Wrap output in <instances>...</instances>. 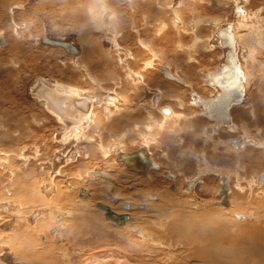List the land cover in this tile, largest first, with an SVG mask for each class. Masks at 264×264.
<instances>
[{"label": "rangeland", "instance_id": "1", "mask_svg": "<svg viewBox=\"0 0 264 264\" xmlns=\"http://www.w3.org/2000/svg\"><path fill=\"white\" fill-rule=\"evenodd\" d=\"M80 1L0 0V37L5 43L3 47L0 45V108L7 109V116L0 117V167L7 166L9 169L13 165L15 170L11 173L14 175L21 173L28 178L30 172L26 167L38 165L40 168L47 163L52 169V172L45 174L46 177H50L49 180L36 178L37 182L43 185L44 192L53 191L55 188L59 190L56 196L51 194V203L48 200L50 205L41 206L44 214L48 212L54 214L58 213V210L63 212L67 209L69 215L72 210L67 204V199L60 204L57 202L61 200L56 201L57 197L60 194L73 195L72 192H77V187L87 186L86 182L99 183L100 181L89 180H96L95 178L83 175L85 172L87 175L88 172L99 170L115 181L113 184L98 178L102 181L100 187L106 188L104 193L108 197H112L111 192L114 189L111 188L116 187L117 182L122 185L125 180H130L129 185L138 183L136 186L139 190L142 189V185L147 187L140 190L141 193L136 191L135 194L134 191L127 192L128 190L124 189L127 194L132 195L131 202L141 201L149 195L155 198L167 197L180 202L183 197H187L189 210L197 212V209L207 208L198 203L197 198H201L211 203L210 207L218 208L224 214L231 210L233 203H241L244 211L242 210L240 215L255 213L254 215L264 218V184L259 183L264 173V22L254 31L244 20L249 16L251 8L261 7L264 21V0H94L93 5L104 3L105 9L101 15L89 14L90 17L86 16V12L92 6V3L88 5V2L92 0H82L85 9L79 4ZM129 11L135 19L129 23L122 21L126 23L123 28L121 21L117 19L123 15L129 16ZM146 11L150 13L147 22L150 23L149 25L142 21ZM238 14L241 18H237ZM179 23L183 25L180 26ZM227 25L236 27L234 32L238 46L236 52L233 47L234 59L236 58L234 62L236 61L235 65L241 68L245 77L244 89L240 91L241 99L236 101L238 104L231 107L230 119L234 131L230 129L229 132L225 128L212 130L209 124L211 121L198 115L197 101L192 103L195 94L200 99H206L212 92L205 82V72L215 68L224 56L223 51L226 50L228 43L223 40L224 36L219 32L228 27ZM227 30L231 33L230 28ZM144 34L149 36L146 49L139 43L142 40L145 44L144 40L147 38ZM135 35H142V39L139 40ZM245 35L248 36L243 38ZM114 36H117L115 40L118 41V46L132 53L135 59L130 58V54L126 57L117 50L118 48L116 49L115 44H112ZM44 37L72 44L78 49V55L73 57L61 47L43 43L41 40ZM16 41L19 50H15L17 46L15 49L11 48ZM148 48L153 51H148ZM151 52L155 53L156 59L154 53L152 58ZM103 53L105 56L108 55L101 66L102 62H98L104 59ZM218 56L221 58L218 59ZM146 61L148 62L145 64ZM157 66L166 67L172 74L169 72V75H164L156 68ZM36 78L56 80L60 83L54 81L55 84L64 87H68L63 85L65 82L73 84L75 87L69 88L80 90L78 92L87 96L86 98L80 95L81 99L87 101V112L83 116H88L80 119L82 122L80 129V121L76 119L73 131L67 130L60 136H67L64 140L60 138L57 141L53 140V130L63 132L57 115L43 109L41 103H39L41 106H37V102L30 94V83ZM75 78L78 80L76 84L73 82ZM50 94L54 95L53 89ZM258 100L260 104L254 108V111H263V114L249 111L251 104H257ZM123 101L127 103L126 106ZM74 106L80 107L78 103ZM164 107L172 109L173 115L170 117L163 115L159 109L162 110ZM41 109L42 113L47 111L53 118L47 114L46 117H41L38 114L41 113ZM73 113L78 115L75 109ZM73 113L69 116L73 117ZM37 114L41 118H36ZM176 115H183V118L176 120ZM133 126L138 129L135 130ZM8 128L14 130L16 134L12 133V135L15 134L16 139H9L5 135ZM210 131L214 133L208 135ZM74 134L77 135L68 149L65 142ZM21 135L23 137L19 139L18 136ZM220 139L225 140L226 149L219 143ZM238 139L249 140L252 143H244L243 148L238 151L227 146L228 140L231 142L236 140L238 144ZM9 148L13 150H10L9 155L13 154L17 158L12 156L13 160L4 161L7 158L5 152ZM36 148L39 149L38 152H35ZM143 148L148 153L150 163L156 165L161 163V167L157 166V170L154 168L147 170L151 176L146 175L144 178L137 173L128 172L123 163H116L114 153H131ZM35 153L41 154L40 157L36 158ZM60 153H65V161ZM20 155L32 156V159L18 158ZM20 162V165L23 164L26 168L25 172L19 173L17 168ZM80 165L84 167L80 168ZM165 174L174 176L175 179L172 180L175 191L170 190V180L169 177H164ZM63 175H69L68 183L74 186L71 192L64 185ZM221 175L229 178L228 208L220 204V200L223 199L220 190L218 192L220 181L223 179ZM195 177H200L202 181L195 187L196 196L177 191V188L183 191L186 180ZM204 185L210 186L212 190L201 192ZM8 186H10V178L5 171V178L0 174V194H2L0 202L6 204H9L10 199L3 195L2 189H9ZM92 198L91 195L89 200ZM98 198L103 201L96 199V202L108 207H119V205H111L116 203L110 202L106 197L98 196ZM190 198L197 202L193 205ZM11 199L15 200L14 196ZM146 202L151 204L148 198ZM258 202H262V205L259 206ZM96 205L97 203L94 207ZM95 209L101 210L98 207ZM137 211L141 212V210ZM60 214L67 216L65 212ZM6 215L15 219L22 218L18 213L14 215L7 212ZM71 217L73 216H67L68 221L62 224L64 229L69 227L70 232L73 225ZM149 217L150 215L142 216L138 222L139 226L130 225L136 229L132 230L130 235L125 228H116L117 226L111 225L101 217L102 224L106 225L103 232L107 236L99 235V237L96 234L95 238L92 237L98 242L93 243L94 246L91 247L104 242L97 250L90 248L87 252L77 246L78 244H70L66 239L68 233L64 232V229L60 231L64 250L67 251L66 257L58 252L61 246H53L52 240H49L50 235H47L48 231L45 233L49 242L44 245L38 241L36 248L44 251L42 247H52L46 251L53 250V257L58 264H85L87 261V264H180L183 262V264H191L184 257L186 253L178 250L177 247L168 248L159 243L149 245L150 243L142 242L138 235L139 228ZM233 217L238 223L239 220ZM222 220L223 225L227 226L228 233L232 229L231 234H233L236 228H232L233 224L226 214ZM243 221L245 223V219L239 223ZM253 221L257 222V219ZM253 221L248 220L250 223H254ZM48 224L50 229L53 224ZM239 233L240 235L237 236L229 233L234 243L252 239L253 233L250 230H247L246 234ZM73 236L75 237L74 234ZM7 238L0 237V252L3 247L8 246L12 250L15 248L14 245L5 242ZM32 239H35V234L32 235ZM72 239L74 242L78 241L80 246L84 241L81 237L78 239L72 237ZM105 242L109 244L106 245L107 247L104 245ZM146 247L148 251L150 250L149 255L136 253V250L145 252ZM177 254L179 257L176 256ZM140 258L144 260L140 261ZM34 260L39 262V258ZM22 262L26 263L24 260Z\"/></svg>", "mask_w": 264, "mask_h": 264}, {"label": "bare ground", "instance_id": "2", "mask_svg": "<svg viewBox=\"0 0 264 264\" xmlns=\"http://www.w3.org/2000/svg\"><path fill=\"white\" fill-rule=\"evenodd\" d=\"M235 1H238V0H235ZM79 4L82 5V0L80 1ZM93 4L94 3H92V6H90V8L88 7L89 9L86 12L87 17L89 16V14H90V16H94L96 13H100L98 15H101L103 10L105 9V5L103 8V5H101V4H99V5H98V3L95 5H93ZM88 5H91V2H88ZM83 6L84 5H82V7ZM83 9H85V7H83ZM262 12H263V9L261 7L251 8V11L249 12V16L246 19H244L250 25V27L253 30L254 29L258 30L260 28V26L262 25V23L264 22ZM237 18H241V15L238 14ZM100 19H102V18L100 17ZM149 19H150L149 11L144 12L143 17H142V21L147 23L149 21ZM149 24L150 23H147V25H149ZM179 25L182 26L183 24L179 23ZM180 26H178V28ZM223 27H225V26H223ZM234 27L228 26L226 28H223V30H220L221 32H219V33L221 35L223 34V36H224L223 40H225V42L228 43V45H226L227 46L226 50L223 51L224 56H222L220 63L217 66H215V68L213 67V69L207 70L205 72V78H206L205 82H207V84H208L207 87H209L212 90V92L207 95L206 99H200L195 94L193 97V101H192V103H194V101H197V104L199 107V110H198L199 114L201 116H204L207 120L211 121V122H209V124L211 125L210 128L212 130L214 129V131L219 130L221 128H225L229 132L230 129H233L234 125L230 119L231 107H232V105L238 104L236 101H239L241 99L240 91L242 89H244L245 77H244L243 71L241 70L242 74H243V77H241L237 71L238 70L237 68H240V67L235 65L236 61L234 62V60L236 59V58L234 59V50L236 52V47L238 46V44L236 45V42L238 41V39L236 38V34L234 32V30H235ZM229 28L231 30V33L228 32V30H227ZM256 30H254V31H256ZM247 36L245 35L243 38H246ZM234 39H235V42H234ZM0 45L2 47L4 46V40L1 37H0ZM233 47H234V50H233ZM218 57H219L218 59L221 58L220 56H218ZM75 59L77 60V58H75ZM77 66H78V64H77ZM156 68L161 73H163L164 75H169L168 73L170 71L166 67L157 66ZM245 76L248 77V74L245 73ZM142 84L145 85L144 83H142ZM241 84H242V86H240ZM63 85H65V84H63ZM65 86H68V85H65ZM263 86H264V82H263ZM69 87H71V86H68V87L58 86L52 80H45L43 82L42 81L36 82L35 84L32 82L30 83L29 91H30V94H33V98L35 99V101L37 103H41L42 106L44 107V109L47 110L48 112L52 113L53 115L56 114L57 120H58L60 126L63 128V132H58L57 130L52 131V133H54V136H53L54 141H57L59 138L63 139V140L65 138H67V136H64V137H60V136H62V133L66 132L67 130L73 131V127L76 124V119L80 121V119L88 116V115L83 116L87 112V101L81 99L80 95H83L86 98H87V96L78 92L80 90L76 91V90L71 89ZM51 89L54 90V95L50 94ZM32 91H33V93H32ZM37 100H39V102ZM75 103H78L81 108L75 107L74 106ZM123 104L125 106L127 105V103L125 101H123ZM259 104H260L259 100H258L257 104L252 103L250 108H249L250 109L249 111L252 110V112H255L257 114H260V113L263 114V111H261V112L256 111V110L254 111V108L259 106ZM71 107H73L71 110L72 112L70 111ZM74 109H75V111H77L78 115L73 113ZM159 111H161V113L167 117H170L173 115V110L170 108L164 107L162 110L159 109ZM70 113H73V117L69 116ZM182 116L183 115H176V120L182 119L183 118ZM0 117H4V114L1 112H0ZM81 123L82 122L80 121L79 122V129H80ZM146 127H149V126H146ZM133 128L135 130L138 129V127H136V126H133ZM233 131H234V129H233ZM12 133H15L14 130H12V129H6V131H5V135L9 139H11V138L16 139L17 138L15 136L16 133L14 135H12ZM211 133L213 134L214 132L210 131V133L208 132V135H211ZM215 133H217V132H215ZM76 135L77 134H74V136H70L68 138L67 142H65L66 148L69 149L72 146L71 142L74 141V138ZM18 138H19V136H18ZM51 138H52V136H51ZM235 141L231 142L228 140L226 142V144L237 148L236 151L242 149L244 146V143H252L249 140L242 141V140L238 139V144H237V141L236 142ZM224 142H225V140H221V139L219 140V143H221L222 146H224ZM145 149H146V147H145ZM145 149L143 148L141 150L135 151V152H141L142 154L141 155L137 154L136 156L132 157L133 163H131V164H134V165L137 164L136 166L139 167L138 170L135 167L128 165L126 162L122 161L123 155L135 153L134 151L131 153H128V152L121 153V154L119 152L114 153L116 163L117 162L123 163L128 172L137 173L141 176H144V178H145L146 175H150L147 170H150V168L156 169L157 166H160V164H161V163H159L156 165L155 163L154 164L150 163L148 153L145 151ZM225 149H226V147H225ZM10 150H12V149L9 148L8 151L6 150V152H5L6 156L5 157H7V158L4 159V161L13 160L12 156H14V155L13 154L9 155V152H11ZM35 150H36L35 152L39 151V149H37V148ZM146 150L149 152L148 149H146ZM149 154H150V152H149ZM34 156L36 158H39L40 154L35 153ZM60 156L65 161V153H62V154L60 153ZM165 157H166V155H165ZM16 158L17 157H15V159ZM18 158H23V159L31 158L32 159V156L20 155V157H18ZM145 162H147V166L145 165V167L144 166L140 167ZM151 162H152V160H151ZM120 163H119V165H120ZM83 167H84V165H80V168H83ZM160 167H158V169ZM26 168L28 169L29 167H26ZM95 171H98V170H95ZM98 172H100V171H98ZM101 173H103V172H101ZM103 174H105V173H103ZM83 175L85 177H88V178H90V177H94V178L101 177V178H103V179H105V180H107L113 184L115 183L114 179L110 178L107 174H105V175L108 176L109 179L102 177L100 175L93 174V172H88L87 175L85 172ZM67 176L69 178V175H67ZM164 176L169 177L168 179L170 181H171V177L173 179H175L174 176H172V175H171V177L168 176L167 174H165ZM221 178L226 179V181H227V187H228V189H227V202H228V195H229V191H230L229 184H228L229 178L225 175H221ZM25 179H27V178H25ZM89 180L102 182L98 178L96 180H92V179H89ZM258 180H259V178H258ZM30 182H32V181H30ZM100 182L99 183L86 182L85 184L87 186H85V188H78V195H77V192H72L73 195L60 194L57 197L56 201L61 200V202L60 201L57 202L60 204H62L63 200L67 199V201H68L67 204H68L69 208H71V210H72V212L69 214V215L73 216V217H71L73 220V225L71 226V232L69 231V227H66L64 229V232L68 233L66 235V239L70 242V244H78L77 246L85 249L87 252H89L90 248L92 250L93 249L97 250V248L102 247L100 245H102L104 242L100 245L98 244L96 247H91V245H93V243L98 242L97 239H93L92 237H94V235L96 236V234L98 236L99 235L107 236V234H105L103 232V230L106 229V225L102 224L101 217H103L104 220H106L111 225L117 226L116 228H119V227L125 228V230H127V232H128L127 234L130 235V232H132V230H136L135 227L130 226V225L137 226L136 224H138L139 220L142 219V216L150 215L149 219H147V220L145 219L144 224H142V226L140 225L141 228H139L140 231H139L138 235H139V237H141L142 242L150 243L149 245H151L152 243H159V244H162L168 248L169 247H177L178 250H181L182 252L186 253L185 256L184 255L183 256L185 257V259L188 262H191V264H264V218H261L257 215H254L255 213L254 214L253 213H248V214L246 213L247 215L246 214L240 215V213H242L241 211L242 210L244 211V208L241 207L242 206L241 203H233L230 207L231 210L229 212L225 213L227 215L228 219L233 224L232 228H234V229L236 228V231L233 234H231L232 229L229 230V233L233 236H237V234L240 235L239 232H243L242 234H246L247 230H250L253 233V235H251L252 239L250 241H247V242L240 241L239 243H234L233 238L230 236V234L227 231V226L223 225L222 217L225 216L224 212H220L222 210H220L218 208L210 207L209 205H211V203H208V201H206L204 199L197 198V200L199 201L198 203L202 204L203 206H206L207 208L202 207L200 210L195 208V209H197V212H193V211L189 210L190 206L188 204L187 197H183L182 201L180 202V201H176V200L171 199V198H170L171 199L170 200L167 197L155 198L154 196L150 197V195H149L147 198L149 200V203L151 202V204H147V202H146L147 198L142 199L141 201H138V202H131L132 195L127 194L126 190H124V189H127L128 190L127 192H133L134 191V194H135L136 191L138 193H141L139 191L140 190L142 191V189H145L147 187L142 185V189L140 188V190H139L136 186L138 183L137 184L134 183V184H132V186L129 185L130 180H125V182L122 185H120V183L117 182V184L115 185L116 187L111 188V190L114 189L111 192L113 194L112 197H108L104 193L106 188L100 187V186H102L100 184ZM201 182L202 181H201L200 177H195L192 180H186V182H185L186 189L184 187L183 191H182L181 188H177V191H180L183 194H185L187 192L189 194H192V195L194 194L196 196L195 187L197 186V184H200ZM220 182H221L220 183V185H221L222 180ZM259 183L264 184V177L263 176L260 178ZM262 184H260V185H262ZM68 185L70 186V183H68ZM53 186H54V184H53ZM70 187H74V186H70ZM9 190H10V191H8L9 195H6V196H10L11 198H12V196H14V198L16 199V193H12V191H11L12 188H9ZM58 190H59L58 188H55V190H53V191L46 192V193H48L46 195H48L50 197H51V194L56 196ZM87 190L89 191V193L93 197L91 200L88 199V198H90V194L88 193ZM171 190L174 191L173 188H171ZM211 190H212V188L208 185H204L201 188V192L202 191L208 192ZM219 190L220 189L218 187V192H219ZM62 192L65 193L64 191H62ZM22 193H26V191H23ZM149 194H152V192H149ZM48 196L46 198L49 199ZM77 196H78V201H77ZM98 196L106 197L108 200H110V202H114L112 200V199H114L115 200L114 203H116V204H111V205H113V206L119 205V207H112V206L111 207L107 206V207L114 214L127 215L128 220L125 223H123V225H117L114 221L107 220L105 218V214H106L105 210L98 207V204L95 207L100 208L101 209L100 211L95 209V207H94L95 203H99L98 201L96 202V199L102 200L101 198H98ZM8 199H10V198H8ZM28 200H30L29 197L23 196L19 203L24 202L27 204ZM44 200H45V197H44ZM92 201H94L93 202L94 204H92ZM190 201L193 205L195 204L194 202H197L196 200L191 199V198H190ZM44 202H46V200ZM44 202H42L43 204H41V206L46 205V204H44ZM142 202H144V203H142ZM126 203H128V204H126ZM135 203L136 204L140 203V204L134 205ZM74 204H76L77 206H75ZM220 204L223 205L221 200H220ZM257 204L259 206H261L262 202H258ZM124 205L128 206V209H125ZM149 205H151L150 208H149ZM104 206H106V205H104ZM223 206L228 208L229 203L227 205H223ZM78 207H80V208H78ZM59 208H61V207H59ZM199 208H200V206H199ZM137 210H141V212H138ZM64 212H65V215H67L69 213L67 211V209L63 210V212L59 211V213H64ZM144 212H146V213H144ZM38 214H39L38 218L41 217V214L40 213H38ZM56 215L57 214L53 215V217ZM69 215H67V216L69 217ZM233 216H235V218L237 220H239V222L241 220L245 219V223H244V221L241 223H239V222L237 223L234 220ZM12 217L10 216V219ZM77 217L79 220H77ZM63 218L65 219V216ZM255 219H257V222L253 221ZM47 220H48V218H47ZM248 220H252L254 223H250V222H248ZM16 221H18V219ZM58 222H60V219L58 220ZM141 222H143V221H141ZM13 225H14V223H13ZM38 225H39V227L37 229L40 233L39 232H37V233H39L38 235H40L41 238L43 239L41 241L42 242H49L46 234H44V232H45L44 230L47 229L48 225H49V224L47 225L46 219H43V220L41 219V222ZM138 226H139V224H138ZM61 227H62L61 224L56 225V227L53 225V228L51 227L53 231L51 230V232H49V233H51L53 235L52 237L50 236L51 239L54 240V242H52L53 246H61L60 250H58V252L62 253V255H64V257H66L67 251L64 250L65 247H63V241L61 239L62 236H61V231H60ZM114 229H115V227H114ZM42 231H44V232H42ZM73 231H75V232L73 233ZM160 231H162V232H160ZM73 234L75 235V237H77V239L79 237L84 239V241L82 240L83 243H80L81 246L79 245L78 241L74 242V240L72 239V237L75 238L73 236ZM114 237L115 236H113V240H115ZM38 238H40V237H38ZM109 238H110V236H109ZM7 239H9V238H7ZM106 239H107V237H106ZM110 239L112 240V238H110ZM110 239H109V243H110ZM99 241H101V239ZM23 243H27V241H24ZM36 243H38V242H36ZM104 245L106 246L109 244H108V242H105ZM42 246H43V244H42ZM133 247H135V246H133ZM16 248L18 249V254H17L18 257L15 255V252L10 247H8V246L3 247L1 252H0V261H2L3 263H0V264H40L39 262H36L34 260L37 258H39L41 260V262L44 264H56L58 262L53 257V250L46 251L47 249L52 248V247H42V248H44V251L41 250L40 254H39V252L36 251V249H31L30 247H16ZM53 248L57 249L58 247H53ZM55 251H57V250H55ZM77 251H78V249H77ZM146 251H148V247H146ZM146 251L144 252V250H143V252H142V250L141 251L136 250V253L138 255H142L143 253H146L149 255L150 250L148 252H146ZM176 256H178V254ZM141 257H143V256H141ZM142 259L143 258H140V261L144 260V259L143 260ZM22 260H24L26 263H23ZM122 261H124V260H122ZM87 263H88V261L85 264H87ZM183 263H180V264H183ZM90 264H92V263H90ZM167 264H174V263H167Z\"/></svg>", "mask_w": 264, "mask_h": 264}, {"label": "crops", "instance_id": "3", "mask_svg": "<svg viewBox=\"0 0 264 264\" xmlns=\"http://www.w3.org/2000/svg\"><path fill=\"white\" fill-rule=\"evenodd\" d=\"M93 1L94 0H92V2L91 3H93ZM148 1V0H147ZM107 4V3H106ZM98 5H99V3H98ZM101 5H103V8H104V3H102ZM114 17H116V14H114ZM135 18H133L132 16H131V13H130V11H129V16H127V17H125L124 15L123 16H121L119 19H117L118 21H121V25H122V27L123 28H125V24L126 23H122V21H126V22H128L129 23V21H133ZM81 21V20H80ZM81 22H83V21H81ZM156 22V21H155ZM163 26H164V24H162ZM126 27H128V25L126 26ZM130 28H131V25H130ZM138 29H140L141 30V28H138ZM135 30V29H134ZM133 30V32H134V34H135V31ZM123 33V32H122ZM125 35V34H124ZM145 35V34H144ZM142 35H139V36H136L135 35V37L136 38H138L139 40H141L142 39V37H141ZM146 36V35H145ZM151 37V36H150ZM117 38V36H114V40L112 41V44H115V47H116V49L119 51V52H121V53H123L126 57H128L127 55H129L130 54V58H132V59H135V57H134V55L132 54V53H130L129 51H125V50H123L122 48H120L119 46H118V41L116 42V39ZM145 38H147V39H145L144 40V43L145 44H143V41L141 40V42H139L140 43V46L141 47H144L145 49H146V47H147V41L149 40L148 38H149V36H146ZM136 41H138V40H136ZM234 42H235V39H234ZM150 43H152V41L150 40ZM4 45H5V43H4ZM17 46V47H16ZM15 47H16V49H15ZM55 47V46H54ZM12 49H15V50H19L18 48V42L16 41V43H14L13 45H12V47H11ZM77 49V48H76ZM65 50V49H64ZM151 49H149L148 48V51H150ZM77 51H78V49H77ZM124 51V52H123ZM151 51H153V50H151ZM91 53V52H90ZM120 53V55H122ZM152 53V58H153V53L154 52H151ZM147 54V53H146ZM72 55V54H71ZM76 55H78V53L76 54ZM76 55H73V57L75 56L76 57ZM103 55H104V59H102L101 61H99L98 63H101L102 62V64H101V66H103V64H104V60L106 59V56L108 55V54H106V56H105V54L103 53ZM154 55H155V53H154ZM117 57V56H116ZM138 58V57H137ZM157 57H156V55H155V59H156ZM82 59H84V58H82ZM148 61H150V60H148ZM148 61H146L145 62V64L148 62ZM116 64H117V66H118V61L116 60ZM144 64V65H145ZM55 69V68H54ZM148 68H145V70H147ZM55 72H56V74H57V70H55ZM122 72V71H121ZM124 72V71H123ZM92 75V74H91ZM137 75V74H136ZM40 80V81H39ZM46 79H43V78H36V80L35 81H33L32 83H36V82H43V81H45ZM48 80H50V79H48ZM83 79L81 78V81H82ZM54 81H56V80H54ZM80 81V83L82 84V82ZM57 83H60V82H58V81H56ZM62 82H64V81H62ZM61 82V84H63ZM73 82L76 84L77 82H78V80L75 78V79H73ZM65 85H68V86H74L73 84H68V83H64ZM82 86H84L83 84H82ZM75 87V86H74ZM76 88H78V87H76ZM87 88V87H86ZM82 89H84V88H82ZM152 89V88H151ZM86 90H88V89H86ZM113 92H115V91H113ZM32 93H33V91H32ZM31 96H33V94H31ZM104 95H102V97H103ZM34 99V98H33ZM35 100V99H34ZM36 105L37 106H41V104L39 105V103H36ZM44 109V108H43ZM6 111H7V109H1L0 108V112L1 113H3L4 114V116L6 115L7 116V113H6ZM43 111H42V109H41V113H38L41 117H46V114L47 115H49V116H51L49 113H47V111L46 112H44V113H42ZM38 114H37V117L36 116H34V115H32V117H36V118H41L40 116H38ZM198 115H200L199 113H198ZM201 116V115H200ZM52 117V116H51ZM50 117V118H51ZM53 118V117H52ZM18 120H19V118H18ZM23 122H25V120L23 121ZM9 129V128H8ZM39 132V131H38ZM0 137H1V135H0ZM23 137V135H21L20 137H19V139L20 138H22ZM54 140V139H53ZM227 146L230 148V149H232V150H234V151H236L237 150V148H235V147H233V146H231V145H228L227 144ZM239 149V148H238ZM41 155V154H40ZM217 156H215V158H216ZM19 161H20V159H18ZM21 164V162L18 164V165H20ZM41 164V163H40ZM17 165V166H18ZM1 168V167H0ZM4 168H6L7 170H4ZM17 169H19L18 171H19V173L20 172H25L26 171V168L23 166V164L21 165V166H19V168H17ZM12 170V171H11ZM15 169H13V165H12V167L11 168H9L8 169V167L7 166H3V168H1V172H0V174L2 175V177L3 178H5V171H6V173H7V176H8V178H10V186H8V187H10V188H12V193H16V199L15 200H13V199H11V197L10 196H6V195H9V192L8 191H10L9 189H7V188H3L2 189V193H3V195H5L7 198H10V201H9V204H6V203H3V202H0V236H2V237H5V238H9V239H6L5 240V242H8L10 245H14L15 246V248L13 249V251L15 252V255L17 256V254H18V249L16 248V247H30L31 249H36V251L37 252H39V254L41 253V250L39 249V248H36V246H37V243L36 242H41V243H43V244H47L48 242H42L41 240H43L42 238H41V236L40 235H38L40 232L38 231V227H39V223L41 222V219L43 220V219H46V221H47V225H48V223H52L53 225H55V227H56V225H58V224H61V226L63 227V225L62 224H65L67 221H68V218H66L65 217V220H64V216H61V214L59 213V211H58V213H54V214H57L55 217H53V215L54 214H52V212H48L47 214H44V213H42V211H41V204H43L42 202H44L45 200H46V202H44V204H46V206L47 205H50V203H51V197L50 196H48V195H46V194H48V193H46V192H44L43 191V185L42 184H39L38 182H37V179L36 178H39V179H47L48 177H46V175L45 174H47V172L49 173V172H52V169L51 168H49V166L47 165V163L44 165H41L40 166V168H39V166L38 165H34V166H32V165H29V168H28V172H30V174H29V177L27 178V179H25L24 178V176H23V174H17V175H14V173H11V172H13ZM37 172V173H36ZM40 172V174H38ZM228 177V176H227ZM19 178V179H18ZM50 178V177H49ZM49 178L47 179V181L49 180ZM22 179V180H21ZM28 181V182H27ZM30 181H32V182H30ZM36 182V183H35ZM48 183V182H47ZM27 185V186H26ZM40 187H39V186ZM47 186V185H46ZM21 189V190H20ZM38 189V190H37ZM16 191V192H15ZM23 191H26V193H22ZM6 193V194H5ZM45 193V194H44ZM41 194V195H40ZM44 194V195H43ZM46 195V196H45ZM18 196V197H17ZM23 196H27V197H29V199L30 200H28L27 201V204L26 203H24V202H22V203H19L20 202V200L22 199V197ZM49 197V199L48 198H46V197ZM0 197H2V194H0ZM44 197H45V200H44ZM21 198V199H20ZM48 200H50V203H49V201ZM41 201V202H40ZM17 203V204H16ZM39 203V204H38ZM48 203V204H47ZM18 206V207H17ZM32 206V207H31ZM43 206V205H42ZM38 207V208H37ZM19 208H22V209H19ZM25 208V209H24ZM27 209V210H26ZM35 209V210H34ZM38 211V212H37ZM7 212H10L11 214H14V215H16L17 213L18 214H21L22 215V218L21 219H18V221H16L17 219H15V217H13V218H11L10 219V217H8L7 215H6V213ZM33 214H32V213ZM38 213H40L41 214V217H39L38 218ZM36 214V215H35ZM43 214V215H42ZM52 215V216H51ZM37 217V218H36ZM50 217V218H49ZM47 218H48V220H47ZM52 218V219H51ZM13 219V220H12ZM26 219V220H25ZM52 221H51V220ZM60 219V222H58V220ZM26 222H25V221ZM29 220V221H28ZM64 220V221H63ZM6 221V222H5ZM9 221V222H8ZM22 221V222H21ZM63 221V222H62ZM58 222V223H57ZM62 222V223H61ZM6 223V224H5ZM13 223H14V225H13ZM19 223V224H18ZM56 223V224H55ZM12 224V225H11ZM31 224V225H30ZM34 225V226H33ZM18 226V227H17ZM24 226V227H23ZM60 228V230L62 231V229H64V227L63 228ZM10 228V229H9ZM52 228H53V226H52ZM52 228H50V229H45L44 231L46 232V231H48V233H47V235H50L51 233H49V232H51V230H52ZM28 229V230H27ZM7 231V232H6ZM44 231H42V232H44ZM53 231V230H52ZM23 232V233H22ZM37 232H39V233H37ZM44 232V234H46ZM2 233V234H1ZM8 234V235H7ZM35 234V239H32V235H34ZM61 234H62V232H61ZM6 235V236H5ZM46 235V236H47ZM10 236V237H9ZM51 237L53 236L52 234L50 235ZM38 237H40V238H38ZM47 239H48V236H47ZM51 238H49V240H50ZM8 240V241H7ZM51 240H53V239H51ZM24 241H27V243H23ZM52 242H54V240L52 241ZM18 257V256H17ZM41 258V257H40ZM18 259V258H17ZM0 263H3L2 261H0ZM39 263L40 264H43L42 262H40V259H39Z\"/></svg>", "mask_w": 264, "mask_h": 264}, {"label": "water", "instance_id": "4", "mask_svg": "<svg viewBox=\"0 0 264 264\" xmlns=\"http://www.w3.org/2000/svg\"><path fill=\"white\" fill-rule=\"evenodd\" d=\"M43 43L51 45V46H55V47H61L63 49H65L69 54L72 55H76L78 53L76 47H74L72 44L68 43V42H64V41H55V40H50L46 37H44L42 39ZM238 70V74L243 77L242 71L240 68H237ZM141 155V152H135L132 154H125L122 156V161L126 162L128 165H131L133 167H135L137 170L139 169L138 166L131 164L132 162V157L136 156V155ZM145 165L147 166V162L143 163L140 167H145ZM93 174L96 175H100L102 177L108 178V176H106L105 174L98 172V171H94ZM264 177V174L262 175ZM109 179V178H108ZM220 189V193L223 195V199H222V204L223 205H227V181L226 179H222V184L219 187ZM98 207H100L101 209L105 210L106 214H105V218L109 221H114L117 225H123V223H125L128 220V216L127 215H117L114 214L113 212L110 211V209L107 206H104L102 204H98ZM125 209H128V206H125Z\"/></svg>", "mask_w": 264, "mask_h": 264}, {"label": "flooded vegetation", "instance_id": "5", "mask_svg": "<svg viewBox=\"0 0 264 264\" xmlns=\"http://www.w3.org/2000/svg\"><path fill=\"white\" fill-rule=\"evenodd\" d=\"M95 170H93L92 172H94ZM99 171V170H98ZM101 172V171H100ZM169 176V175H168ZM165 177V176H164ZM94 178V177H93ZM97 178H101V177H97ZM97 178H95V179H97ZM101 179H103V178H101ZM63 180H64V185L68 188V191L69 192H71L72 191V187H70L69 185H68V182H69V178H68V176L67 175H63ZM103 180H105V179H103ZM221 183V182H220ZM220 185V184H219ZM78 188H85V187H83V186H80V187H77L76 188V191H77V195H78ZM169 188H170V190H171V188H173L174 189V191H175V186H174V184H173V181H172V177H171V181H170V183H169ZM185 189H186V186H185ZM88 191V190H87ZM88 193H89V191H88ZM90 194V193H89ZM90 197H91V194H90ZM89 199V198H88ZM112 199V198H111ZM114 202H115V200L114 199H112ZM77 201H78V196H77ZM110 201V200H109ZM97 204H102V203H97ZM126 204H128V203H126ZM104 205V204H103ZM125 206V205H124Z\"/></svg>", "mask_w": 264, "mask_h": 264}]
</instances>
